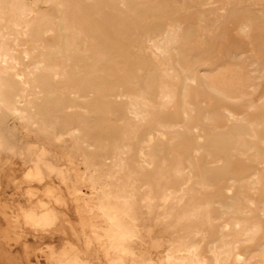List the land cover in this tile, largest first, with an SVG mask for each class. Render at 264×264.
<instances>
[{"label": "rangeland", "instance_id": "374dc122", "mask_svg": "<svg viewBox=\"0 0 264 264\" xmlns=\"http://www.w3.org/2000/svg\"><path fill=\"white\" fill-rule=\"evenodd\" d=\"M1 50L0 264H264V0H0Z\"/></svg>", "mask_w": 264, "mask_h": 264}, {"label": "bare ground", "instance_id": "6f19581e", "mask_svg": "<svg viewBox=\"0 0 264 264\" xmlns=\"http://www.w3.org/2000/svg\"><path fill=\"white\" fill-rule=\"evenodd\" d=\"M22 8H24V7H22ZM9 52V51H8ZM11 53V52H10ZM15 53V52H14ZM17 53V52H16ZM13 54V53H12ZM12 56H14V55H12ZM9 57L11 58V56L6 52V51H3V50H1L0 51V62H2V63H6V64H10L11 62H10V60H9ZM18 59V58H17ZM17 63H18V60H17ZM235 63V62H234ZM233 66V65H232ZM238 66V65H237ZM183 67V66H182ZM185 68V67H184ZM185 70V69H184ZM211 81V80H210ZM208 82L209 84H210V86L212 87V88H214L217 92H219V90H218V87H217V85H218V83H215V82ZM223 91V90H222ZM187 114V113H186ZM187 116V115H186Z\"/></svg>", "mask_w": 264, "mask_h": 264}]
</instances>
